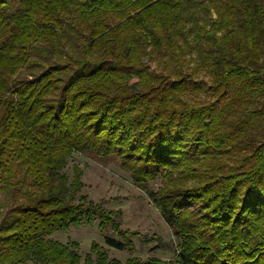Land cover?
I'll return each instance as SVG.
<instances>
[{"label":"trees","instance_id":"obj_1","mask_svg":"<svg viewBox=\"0 0 264 264\" xmlns=\"http://www.w3.org/2000/svg\"><path fill=\"white\" fill-rule=\"evenodd\" d=\"M191 36L187 74L175 50ZM62 49L67 78L59 63L18 79L36 50ZM154 56L174 74L150 71ZM73 153L119 162L179 239L173 261L120 263L96 244L82 260L47 240L98 220L121 237L107 247L132 249L119 212L80 195L78 166L62 174ZM15 187L0 264H264V0H0V191Z\"/></svg>","mask_w":264,"mask_h":264},{"label":"rangeland","instance_id":"obj_2","mask_svg":"<svg viewBox=\"0 0 264 264\" xmlns=\"http://www.w3.org/2000/svg\"><path fill=\"white\" fill-rule=\"evenodd\" d=\"M205 13L206 9L202 1L192 3L188 12L191 21L186 25V28H192L204 18ZM189 43L191 49L190 51L185 50L186 55L175 50V53L184 62L181 64L182 73L187 74L191 72L194 66L190 59L195 58L196 55L194 49L196 41L193 36L189 38ZM69 57H71V54L66 49L55 52L54 55L50 52L43 54L40 50H36L35 55L31 57L30 64L19 74L18 79L28 80L30 76L41 73L46 67L59 63L68 64L69 67L65 70V77L67 78L75 69L72 65L74 63L70 61ZM143 62L150 71L161 74L165 78L169 73L174 74L177 67L176 64L169 62V67L165 68L164 59L156 56L150 59L147 58ZM194 78L203 79V73H199ZM169 80L173 81V77ZM132 83H136V80L133 79ZM199 101L206 102L207 98L201 95ZM74 165L82 171L80 195L86 196L94 204H100L108 212H119L117 218L119 230L124 239L132 244V249L117 251L107 247L105 238L121 241V237L110 229L98 230V220L90 226L69 227L66 232L55 233L47 240L64 245L76 243L82 260L89 253L92 244L99 246L106 253L108 260H116L120 263H124L130 258H136L140 261H146L150 258L161 261L174 260L179 251V239L174 236L165 221L151 205L144 190L134 185L129 173L119 167V162L116 159L89 158L73 153L66 158V166L62 170V174L67 177L69 182L72 178V167ZM161 184L162 180L158 178L153 182H148L147 188L156 191ZM22 191L24 192V189L20 190L19 187L0 191V221L5 213L14 209L21 200ZM92 257L94 258V256Z\"/></svg>","mask_w":264,"mask_h":264}]
</instances>
